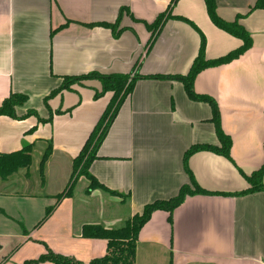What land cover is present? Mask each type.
<instances>
[{
	"label": "crops",
	"instance_id": "crops-1",
	"mask_svg": "<svg viewBox=\"0 0 264 264\" xmlns=\"http://www.w3.org/2000/svg\"><path fill=\"white\" fill-rule=\"evenodd\" d=\"M253 1L215 0L216 11L233 20ZM168 7L203 33L206 58L241 43L211 22L204 0H0V103L10 92L22 93L27 99L15 107L17 115L32 109L50 117L42 123L34 115H0V152L31 144L32 158L28 167L0 178V264H25L46 248L82 262L101 257L106 241L82 237V225L119 227L146 205L176 196L190 184L185 150L219 144L210 106L188 98L182 82L137 79L88 168L122 195L86 191L88 180L80 176L69 196L58 202L53 197L65 188L72 158L110 93L94 99L100 84L87 79L44 98L63 76L89 71L186 74L200 44L192 24L167 19L147 46L145 22ZM238 20L251 46L193 80L194 91L218 105L220 126L231 142L229 158L200 150L187 159L199 186L227 194L186 195L171 220L166 209L152 211L137 231L134 264H264V191L230 195L248 187L245 176L264 164V9ZM102 22H116V35ZM49 142L52 150L40 171Z\"/></svg>",
	"mask_w": 264,
	"mask_h": 264
},
{
	"label": "trees",
	"instance_id": "trees-1",
	"mask_svg": "<svg viewBox=\"0 0 264 264\" xmlns=\"http://www.w3.org/2000/svg\"><path fill=\"white\" fill-rule=\"evenodd\" d=\"M174 0H172L173 2ZM207 15L211 22L218 28L226 31L227 33L240 39L241 43L235 48L229 50L225 54L206 58L205 56V39L203 33L193 25V23L187 18L180 15H172L170 12V7H168L164 12H161L156 16L152 22H145L146 29L149 31V37L147 40V46L149 47L154 40L156 34L160 31L164 22L167 19L175 18L183 20L187 23L193 25V27L198 31L200 35V44L198 51L186 74H138L137 72H111V73H101L98 71H89L82 75H69L63 76V81L53 91L50 92L47 98L60 93L64 89H70L72 84H81L82 81L87 79L97 80L100 84V89H94V99H97L104 95L105 93H110V98L102 110L99 118L93 125L90 133L82 144L81 148L77 154L72 158V171L70 178L65 186V188L53 197L55 201L58 202L62 197L69 196L71 194L73 185L76 183L80 176L85 177L88 180V185L86 191L94 188H100L112 195H122L120 192L109 189L104 184L100 183L89 171L90 163L97 157V150L102 143L111 123L113 122L120 106L124 100L130 95L134 83L137 79L141 78H165L178 80L182 82L185 92L191 100L206 102L211 108V119L210 121L214 125L215 134L219 140L218 145L199 143L193 144L188 149L185 150L183 154V168L187 173L190 184H183L176 196L168 200H158L150 205H146L141 214H134L132 217L125 220L124 224L119 227H104L100 224H84L81 227V236L85 238H98L104 239L106 241V251L101 257L93 258L88 262H82L75 259L72 256L60 254L53 252L49 248L40 254L37 258L25 261V264H34L39 262L48 261L52 264H134L135 258V247H136V234L139 227L148 219L151 212L155 209L163 208L169 213L168 219L171 220V211L174 207L180 204L186 195L192 194H227L224 192H214L208 191L201 186H199L192 177V173L187 165L188 157L200 150L211 151L229 158L230 149V138L222 130L220 126L219 118V108L215 100L206 95L200 94L193 89V80L198 72L202 69L212 66H218L221 64L228 63L233 59H236L240 54L247 50L251 46V36L246 28L239 22L238 18L245 14H248L254 9H264V0H254L252 4L243 14H237V17L233 20H224L220 18L216 11L215 0H204ZM124 8H120L119 13H121ZM119 15V14H118ZM119 17H117L118 19ZM116 19V20H117ZM114 23H99V25L108 27L112 30L113 35H116ZM27 99V96L18 92H10L7 97H5L0 103V115H7L15 119H22L28 115H34L37 117L38 122H46L50 120L49 118H40L35 110L28 109L25 114L17 115L15 112V107L17 105L23 104ZM51 113V112H50ZM51 116V114H50ZM31 127L30 130H33ZM52 150L50 142L47 144L46 148L41 154L39 161L40 171L43 168L44 162L50 155ZM31 144H26L22 148L11 151V152H0V178L4 179L8 175L12 174L16 170L22 167H28L31 163ZM264 172V164L246 175L245 178L248 181V187L230 193V195H244L253 193L256 191H264V182L262 181V174ZM53 206L47 207L45 210L44 218L49 215ZM43 218V219H44Z\"/></svg>",
	"mask_w": 264,
	"mask_h": 264
}]
</instances>
